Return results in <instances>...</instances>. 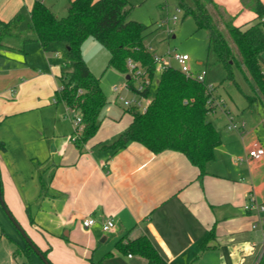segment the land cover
Segmentation results:
<instances>
[{"label":"crops","instance_id":"obj_1","mask_svg":"<svg viewBox=\"0 0 264 264\" xmlns=\"http://www.w3.org/2000/svg\"><path fill=\"white\" fill-rule=\"evenodd\" d=\"M71 1H65L64 14L48 7L64 17ZM259 1L264 6V0ZM33 3L0 0V30L17 16L27 21L26 29L17 27L20 37L0 35L1 195L33 245L50 264H147L140 256L129 258L116 246L123 237L144 235L164 264H195L202 251L216 248L211 243L243 258L244 264L254 263L264 233L258 217L264 219V212L258 216L244 206L251 200L264 206V156L254 162L235 163L234 159H247L254 140L264 148L256 120L257 128L247 130L245 123L243 133L228 129L223 133L201 180L197 168L179 152L153 154L130 143L114 153L109 145L131 123L128 108L122 113L129 115L128 121L108 116L111 121L104 130L77 146L55 102L59 77L67 72L65 58L55 56L66 47L58 44L44 50L35 40L28 30ZM243 3L240 0V9L254 12L252 4ZM81 54L86 63L82 46ZM255 105L253 109L264 113V105ZM41 173L49 182L44 193ZM2 216L0 211L1 222ZM85 218L94 219L95 226L83 228ZM109 218L115 228L105 233L101 223ZM11 237L18 244L13 258L22 254L23 264L38 258L33 251L26 253L23 238L18 243Z\"/></svg>","mask_w":264,"mask_h":264},{"label":"trees","instance_id":"obj_2","mask_svg":"<svg viewBox=\"0 0 264 264\" xmlns=\"http://www.w3.org/2000/svg\"><path fill=\"white\" fill-rule=\"evenodd\" d=\"M207 4L206 0H177V9H181L184 16L193 18L197 30L207 32L208 50L214 53L216 62L226 70L227 79L235 84L248 105H264V23L260 21L264 16V6L257 0L254 5L257 22L243 28L233 25L232 19L211 6L214 16ZM131 8L128 0H72L66 16L57 17L40 0H34L32 5L28 30L35 40L44 50H52L58 44L66 47V65H71V71L63 72L59 77L60 89L55 94V102L80 114L82 128L75 140L77 146L95 136L105 106L99 78L92 74L82 58L81 46L87 38H92L107 50V67L116 69L125 78L128 76L126 86L132 92L135 89L133 79L128 74V62L140 67L151 81L155 77V54L144 45L148 26L128 19ZM21 20L22 17L17 16L3 25L0 35L20 37L16 30ZM219 24L233 41L240 61ZM235 67L240 69V83L234 78ZM141 95L148 98L149 88ZM208 99L209 93L204 83L189 79L178 69L168 67L159 73L155 95L145 108H128L131 123L109 147L117 153L130 143H138L153 154L179 152L197 168L201 180L206 165L214 160L215 150L221 145L217 128L207 119L211 111L207 105ZM39 181L41 193H44L49 182L43 173ZM1 237L0 234V241ZM116 246L127 255L140 256L147 264L165 263L144 235L135 239L123 237ZM25 251L29 254L32 249L25 244ZM13 254H16V250Z\"/></svg>","mask_w":264,"mask_h":264},{"label":"rangeland","instance_id":"obj_3","mask_svg":"<svg viewBox=\"0 0 264 264\" xmlns=\"http://www.w3.org/2000/svg\"><path fill=\"white\" fill-rule=\"evenodd\" d=\"M43 1L47 6H51L56 14L65 13L64 6L66 0ZM128 1L132 7L128 19L148 26L144 45L150 51H152L157 57L161 58L164 63L169 64L175 69H178V65L173 57L176 54H186L189 56L188 66L194 74L202 71L206 72L204 84L207 87L212 88L211 93L217 100L223 102V104L218 106L213 112H209L207 115V119L219 130L221 141L223 133H229L226 126L228 122L227 113H229V115L233 117L234 122L244 120L247 130L251 127L257 128L255 125L258 124L259 127L257 128V133L263 138L262 142L264 143V119L261 120V118H264V113H261V111L258 113L257 110L253 109L257 105L254 107L249 106L247 100L243 97L241 92H239L235 84L227 79L226 70L221 64L216 62L214 53L211 50H208L207 32L205 30H197L193 18L191 16H184L183 11L177 9V0ZM206 1L210 11H212L211 6L216 7L223 15L232 19L233 25H242L243 28H246L249 24L257 22L254 18V12L251 9L243 10L242 8H239L240 0ZM243 2V4L247 2L254 6L257 0H243ZM213 15L215 16L214 12ZM174 16L177 17L175 23L172 22ZM215 19L218 21L217 17H215ZM220 26L221 31L224 33L230 46L235 50L237 58L240 61V56L233 41L227 35L226 29L222 27V25ZM26 28L27 21L22 20L18 25V30L22 31ZM82 53L93 75L96 78H100V88L105 96V106L101 114L103 121L98 130L99 132L97 133L104 130L105 124L111 121L108 116L112 118H119L122 116L120 121H128L129 115L122 114L123 110L128 107L119 100L118 95L112 90L114 86L117 87L121 90L120 96L130 101L133 99H140L134 92L126 88L125 75L112 67H107L109 53L100 43L92 38H87L83 42ZM58 54L59 55L55 56V58L62 61L65 58L66 60L64 51L59 50ZM262 55V58H264V52ZM127 68L128 74L131 75L134 82L133 84L136 86L139 83V79H136L135 73L130 70L128 65ZM138 69H140V67ZM65 70L69 72L71 70V65H67V67L65 66ZM233 73L235 80L240 83L242 78L240 69L235 67ZM158 75L159 72H156L149 89L148 98L141 99L143 107L146 106L149 99L155 95L156 79L158 78ZM58 108L62 112L61 118L64 125L71 128L73 132L74 121L75 118L79 116V113L75 111H66L64 106L60 105V103ZM254 119L257 124H254ZM0 211L3 215V223L0 221V234L2 235V240L0 241V264H23L25 263V258L22 254L16 255L15 258L12 257L13 251L18 248V244L15 239H12L11 235L18 240V243H23L22 237L18 234L17 229L13 226L1 205ZM211 244L216 246V248L202 251L195 264H244L243 258L228 254L226 251L218 249L216 244ZM32 259V262L27 264H43L39 258L33 257Z\"/></svg>","mask_w":264,"mask_h":264},{"label":"built area","instance_id":"obj_4","mask_svg":"<svg viewBox=\"0 0 264 264\" xmlns=\"http://www.w3.org/2000/svg\"><path fill=\"white\" fill-rule=\"evenodd\" d=\"M177 21V17L174 16L172 19V22L175 23ZM261 22L264 23V16L261 17L260 19ZM175 62L178 65V70L184 74L185 77L192 79L194 81H197L199 83H204V79H205V75L206 72L202 71L200 73H196L194 74V72L191 71V69L188 66V62H189V56L186 54H176L174 57ZM154 62L156 64V72H161L163 70H165L168 67H171L169 64L164 63L161 58L157 57L156 55L154 56ZM128 67L130 68V70H132L135 73L136 79H139V83L134 86V93L140 98L139 100H135L133 99L132 101L124 99L122 97H120L119 99L123 102V104L128 107V108H137V109H144L145 106L143 107L141 104V99L145 98L141 95V93L146 89L149 88L151 86L152 81L148 78V76L144 75L143 70L138 69L135 64H132L131 62L127 63ZM263 75H264V71H263ZM134 76V77H135ZM133 77V78H134ZM126 88L128 90H130L127 86ZM60 89V88H59ZM113 92L116 93L117 95H119L121 93V90L118 89L117 87H113ZM212 88L207 87V92L209 93V99L207 101V105L208 107L211 109L210 112H213L218 106H220L221 104H223V102L221 100H217L211 93ZM228 114V122H227V129L229 131H236L239 133H243V131L245 130V122L244 121H239V122H234L233 117H231ZM74 128H73V137L72 140L75 141L81 131L82 125H81V116L79 114L78 117L75 118L74 121ZM264 156V148L262 147V145L260 144L259 141L254 140L251 145L250 148L247 152V159H243V158H236L234 159L235 163H241L244 161L247 162H254V161H259L262 157ZM253 201H250V204H247L244 206V209L246 211H249L251 209H254L256 211V213L258 214V216H260V213L264 212V206L263 205H258L256 203H252ZM258 223L259 224H263L264 223V219L258 217ZM82 227L85 229H89L92 228L93 226H95L96 221L92 218H85L82 221ZM257 226V224L254 225V228ZM115 228V223L113 222V220L111 218L104 220V222L101 223V230L103 232H110ZM128 257L130 258L131 255H128ZM264 264V233L262 235V242H261V247L259 250V253L254 261L253 264Z\"/></svg>","mask_w":264,"mask_h":264},{"label":"water","instance_id":"obj_5","mask_svg":"<svg viewBox=\"0 0 264 264\" xmlns=\"http://www.w3.org/2000/svg\"><path fill=\"white\" fill-rule=\"evenodd\" d=\"M129 77L127 76L126 79H128ZM0 205L2 207V209L5 211L6 215L8 216V218L10 219V221L12 222V224L14 225V227L17 229V231L20 233L21 237L23 238V240L26 242V244L32 249V251L35 253V255L42 261L43 264H50L46 258L41 254V252L33 245V243L31 242V240L27 237V235L25 234V232L21 229V227L15 222V220L11 217L10 213L7 211L3 200H2V195H1V185H0Z\"/></svg>","mask_w":264,"mask_h":264}]
</instances>
